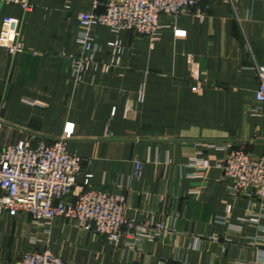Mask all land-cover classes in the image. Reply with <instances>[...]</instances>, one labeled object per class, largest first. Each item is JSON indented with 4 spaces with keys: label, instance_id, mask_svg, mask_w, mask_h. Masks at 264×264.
<instances>
[{
    "label": "crops",
    "instance_id": "obj_1",
    "mask_svg": "<svg viewBox=\"0 0 264 264\" xmlns=\"http://www.w3.org/2000/svg\"><path fill=\"white\" fill-rule=\"evenodd\" d=\"M30 1L24 15L0 0V34L6 16L22 18L25 46L14 57L0 46L4 141L66 137L68 151L83 158L78 185L90 171L92 187L126 194L127 216L166 230L142 238L124 227L114 245L61 217L48 227L28 212H2L0 264H19L30 248L50 249L66 264H264V204L234 196L220 166L235 149L264 153V103L256 98L264 0H201L204 18L162 14L156 40L96 24L98 68L80 76L72 61L89 0ZM115 38L119 64L105 70ZM200 157L208 168L192 165Z\"/></svg>",
    "mask_w": 264,
    "mask_h": 264
},
{
    "label": "built area",
    "instance_id": "obj_2",
    "mask_svg": "<svg viewBox=\"0 0 264 264\" xmlns=\"http://www.w3.org/2000/svg\"><path fill=\"white\" fill-rule=\"evenodd\" d=\"M19 5L24 15L33 9L30 0H6ZM234 4L235 0H223ZM92 10L80 12V50L73 58V73L80 74L89 68H98L94 55L96 48L93 27L104 24L114 34L130 30L152 40L159 38L162 14L178 16L195 15L204 18L208 5L201 0H89ZM102 8L101 12L98 9ZM22 18L6 16L0 34V46H6L14 57L24 51L21 40ZM112 61L104 65L119 64L123 50L118 38L109 43ZM259 85L256 98L264 103V65H257ZM141 95H143L141 93ZM66 137H60L48 144L41 141L34 144L30 140H20L16 144L6 143L3 137V122L0 116V213L16 215L28 212L33 220L48 227L58 218L74 222L81 230L106 236L109 242L118 245L123 236V228L135 229L139 237L154 238L162 234L166 227L162 222L140 224L127 216L128 200L121 190L92 187L93 174L85 173L82 185L77 184V175L82 170L83 158L68 151ZM199 169L210 166L206 158L192 161ZM223 179L234 196L246 197L264 204V153L256 156L235 149L222 160ZM143 162L136 161L134 175L141 176ZM233 202L227 210L231 212ZM260 214L251 215L257 222ZM261 216H264L262 213ZM19 264H66L64 258L50 249L26 250Z\"/></svg>",
    "mask_w": 264,
    "mask_h": 264
}]
</instances>
